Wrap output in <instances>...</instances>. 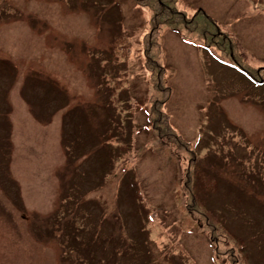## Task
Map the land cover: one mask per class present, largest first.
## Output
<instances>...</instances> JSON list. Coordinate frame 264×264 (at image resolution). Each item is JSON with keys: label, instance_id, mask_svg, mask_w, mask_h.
Here are the masks:
<instances>
[{"label": "rangeland", "instance_id": "obj_1", "mask_svg": "<svg viewBox=\"0 0 264 264\" xmlns=\"http://www.w3.org/2000/svg\"><path fill=\"white\" fill-rule=\"evenodd\" d=\"M175 7L188 15L203 8L233 39L240 64L250 73L264 66V7ZM150 26V11L133 0H0V264H230L184 207L186 153L147 130L142 48ZM121 34L132 45L127 60L112 45ZM156 40L171 124L199 168L217 176L211 206L245 243L248 257L236 251V264H264V84L213 57L183 26L160 25ZM122 79L118 128L103 130L106 86ZM126 101L137 106L132 123ZM72 215L81 252L63 244L66 236L72 243Z\"/></svg>", "mask_w": 264, "mask_h": 264}, {"label": "trees", "instance_id": "obj_2", "mask_svg": "<svg viewBox=\"0 0 264 264\" xmlns=\"http://www.w3.org/2000/svg\"><path fill=\"white\" fill-rule=\"evenodd\" d=\"M251 1L254 3V7H264V0ZM133 2H135L136 5L146 7L150 11L151 26L150 30L144 35L142 48V67L147 72V79L150 84V93L147 96V130L157 138H164L171 141L178 149L186 153L188 164L183 178V187L186 192L184 207L187 211L194 212L201 217L204 225L208 229V238L212 244L213 253L227 258L230 264H236L238 258L235 253L237 251L240 253V260L244 262L248 257L243 252V249L246 247L244 241L236 235V232H234L236 230L231 223L229 224L222 209L217 206H215L216 208L211 206L212 196L217 193V176L206 171L204 167L199 168V162L194 149L171 124L170 114L166 110V104L171 97L172 88L164 81L165 69L159 62L160 44L156 40L159 26L167 25L174 30L183 26L188 32L194 34L195 43L202 49L206 50L218 60L224 61V63L237 68L243 75L258 85L264 84V66L253 68L250 73L246 69V67L251 68L250 66H245L243 63L240 64L235 53L233 39L220 30L215 19L203 8H197L193 14L188 15L175 7V0H133ZM112 45L116 48L119 45L122 46L120 48L121 55L124 56V60L128 59L132 45L126 40L124 35L114 36ZM119 77H122V75ZM122 80V83L114 82L116 83L114 90H110L108 85L106 86L107 94H110V98H107L105 103L102 102L104 106L107 104L105 108L108 112V116L105 118L106 125L101 128L103 130H106L108 126L113 130H115V127L118 128L116 113L122 108V102L115 90H119L118 92L122 91V93H124L125 90L128 92V86H126L127 80ZM119 86L121 87L117 89ZM116 103L118 104L116 105ZM123 105L130 111V115L126 113L127 116L124 113V119H128L130 123H132L130 116L133 117L135 115L137 106L134 104L130 105L127 101L124 102ZM109 122L111 123L110 125ZM121 126L122 131H125L124 125L121 124ZM128 127L130 129V134L135 131L134 126L131 124L128 125ZM98 129L99 127L96 126L94 129L95 132ZM115 134L120 135V133L115 131L109 133L110 136H114ZM98 138L100 139V135H98ZM123 148L124 145L119 147V150L121 151ZM115 152H112L110 155L116 156L117 153ZM101 155L110 161L107 153H100V156ZM132 180L136 181L135 178ZM132 195L134 198L137 197V195L139 198L141 196L138 192H136V194L133 192ZM66 202V200L63 201V203ZM75 218V215L69 216V221L66 223L67 229L70 228L69 237L72 243H69L67 236L62 239L66 248H74L73 250L81 252L82 246L78 244L79 235L77 233L79 228L76 230L73 225ZM57 220L49 224L51 225L50 228L54 235L56 231L54 230V224ZM260 234L263 235V232L261 231ZM260 245L262 247V244ZM70 253H72V250ZM78 260L77 258H71L70 262L71 264H79Z\"/></svg>", "mask_w": 264, "mask_h": 264}]
</instances>
